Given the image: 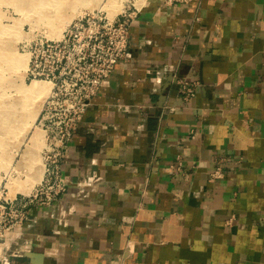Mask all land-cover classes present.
Instances as JSON below:
<instances>
[{
  "label": "crops",
  "instance_id": "1",
  "mask_svg": "<svg viewBox=\"0 0 264 264\" xmlns=\"http://www.w3.org/2000/svg\"><path fill=\"white\" fill-rule=\"evenodd\" d=\"M63 171L0 264H264V0L140 8Z\"/></svg>",
  "mask_w": 264,
  "mask_h": 264
},
{
  "label": "built area",
  "instance_id": "2",
  "mask_svg": "<svg viewBox=\"0 0 264 264\" xmlns=\"http://www.w3.org/2000/svg\"><path fill=\"white\" fill-rule=\"evenodd\" d=\"M139 10L136 7L113 19L81 14L60 38H44L36 43L30 56L29 76L51 83L39 120L44 132L43 175L28 192L14 197L0 195V239L30 219L31 206L49 207L67 192L63 163L69 142L92 98L126 56L130 25ZM179 89L186 98L196 91L187 81H182ZM223 176V169L217 167L210 173L209 181Z\"/></svg>",
  "mask_w": 264,
  "mask_h": 264
},
{
  "label": "rangeland",
  "instance_id": "3",
  "mask_svg": "<svg viewBox=\"0 0 264 264\" xmlns=\"http://www.w3.org/2000/svg\"><path fill=\"white\" fill-rule=\"evenodd\" d=\"M150 1L0 0L1 196L28 192L35 184L32 177L41 166L44 168V132L39 120L50 91L40 97L26 90L33 81L46 82L29 76L30 56L36 43L44 38H60L81 14L94 13L113 19ZM53 32L57 37L52 36ZM27 60L28 67H24L23 61Z\"/></svg>",
  "mask_w": 264,
  "mask_h": 264
},
{
  "label": "bare ground",
  "instance_id": "4",
  "mask_svg": "<svg viewBox=\"0 0 264 264\" xmlns=\"http://www.w3.org/2000/svg\"><path fill=\"white\" fill-rule=\"evenodd\" d=\"M63 21L66 22V18ZM56 34H57L56 32H53L52 33V36L57 37L58 34L57 35ZM60 36H62V33L60 34ZM23 66L24 67H28V60L27 61H23ZM50 88H51V84L49 82L37 81L36 80V81H33L30 85H28V87L26 88V90L28 92H30V93L36 94L37 96L43 97L44 95L46 96V94L48 95V93L50 91ZM34 157H32V158L33 159H36ZM42 172H43V170H42V166H41V169L37 172V174L34 177H32L33 182L36 183V181H39L41 179L42 174H43Z\"/></svg>",
  "mask_w": 264,
  "mask_h": 264
},
{
  "label": "water",
  "instance_id": "5",
  "mask_svg": "<svg viewBox=\"0 0 264 264\" xmlns=\"http://www.w3.org/2000/svg\"><path fill=\"white\" fill-rule=\"evenodd\" d=\"M164 98H165V93L162 94V98L161 99L164 100Z\"/></svg>",
  "mask_w": 264,
  "mask_h": 264
}]
</instances>
